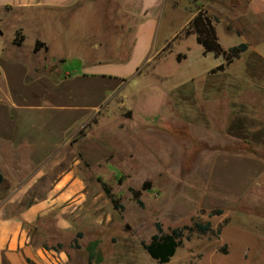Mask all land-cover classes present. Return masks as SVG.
<instances>
[{"label": "rangeland", "instance_id": "obj_1", "mask_svg": "<svg viewBox=\"0 0 264 264\" xmlns=\"http://www.w3.org/2000/svg\"><path fill=\"white\" fill-rule=\"evenodd\" d=\"M124 1L90 0L69 10L42 12L25 30L22 54L30 53L38 36L50 43V60L63 55L69 59L64 69L75 70L71 56L82 47L55 39L79 41L87 32L88 47L100 50L90 53V60L111 61L121 55L129 27ZM206 1H168L158 9L149 47L133 56L139 62L133 76L120 85L93 82V92L109 101L83 130L94 162L80 169L91 192L89 209L100 223L72 241L73 264H159L143 246L151 242L157 224L169 234L195 222L209 223L212 231L190 236L185 231L169 264H264V172L254 175L240 159L254 156L264 166V26L245 24L243 36L229 21L220 24L218 42L225 51L253 41L240 59L213 74L225 58L204 56L196 35L184 33L192 16L206 11ZM11 32L8 17L1 15L0 58ZM78 136L74 142L84 138ZM210 180L221 186L220 192L212 190ZM103 184L122 208H114ZM130 189L141 191L143 207ZM96 240L100 244L91 258L87 247Z\"/></svg>", "mask_w": 264, "mask_h": 264}, {"label": "crops", "instance_id": "obj_2", "mask_svg": "<svg viewBox=\"0 0 264 264\" xmlns=\"http://www.w3.org/2000/svg\"><path fill=\"white\" fill-rule=\"evenodd\" d=\"M87 1L0 0V16L12 24L11 42L0 58V264H73L69 257L72 241L100 223L89 209L91 192L80 169L85 162H94L89 153L92 146L88 137L74 142L100 113L103 102L109 101V96L94 93L92 84L115 81L120 85L133 76L132 69L139 64L133 56L143 53L153 40L158 9L168 1L179 2L125 0L129 27L117 48L121 55L107 59L111 61H101L99 56L90 60V53L100 50L88 47L87 32L79 41L74 36L55 39L56 44L75 42L82 47L71 56L77 63L75 70H65L69 59L63 55L50 60V43L38 36L30 53L22 54L29 22L44 11L69 10ZM204 10L218 20L217 34L218 26L226 21L241 35L245 24L247 28L264 26V0H207ZM17 36L20 45L15 44ZM252 41L244 43L252 45ZM37 42L44 47L35 52ZM95 148L100 152L99 146ZM240 156L254 175L264 172L254 156ZM210 186L221 191L211 180ZM45 249L61 254L45 256Z\"/></svg>", "mask_w": 264, "mask_h": 264}, {"label": "trees", "instance_id": "obj_3", "mask_svg": "<svg viewBox=\"0 0 264 264\" xmlns=\"http://www.w3.org/2000/svg\"><path fill=\"white\" fill-rule=\"evenodd\" d=\"M218 20L212 17L207 11H199V13L190 21L188 27L185 28L184 33L186 35H196L197 43L202 46L204 49V54L213 53L216 57L223 56L225 63L220 65L217 69L212 70L213 74L217 71H224L227 66L232 64L234 60L240 59L241 56L248 50L247 44H242L238 47H231L228 51H225L218 42V34L216 31V24ZM22 40L19 39V36L15 39V44L20 45ZM41 45L40 42L36 43L35 52H38ZM79 137H85L84 131H81ZM3 180L2 175L0 174V185ZM108 185L103 184V189L106 195L111 200L114 208L119 210L122 206L119 204L118 200L112 195L111 189L107 187ZM149 185H144L143 190H148ZM134 199L140 206H144L143 201L141 200V191L130 189ZM220 214V212H219ZM156 234L152 237L149 244L143 242L145 252L159 264H169L171 259L175 256V253L182 244L183 238L185 236V231L190 234L193 232L207 233L212 231V226L207 223L195 222L194 227L185 226L183 228H177L171 231L169 234L164 233L162 224L158 223L156 226ZM78 237H82V234H79ZM189 238V237H188ZM100 242L98 240L91 242L88 245V251L90 257H94L95 250H97ZM79 247V244H76ZM51 250V249H47ZM53 250V249H52ZM57 251V250H56ZM102 258H98L100 263Z\"/></svg>", "mask_w": 264, "mask_h": 264}, {"label": "built area", "instance_id": "obj_4", "mask_svg": "<svg viewBox=\"0 0 264 264\" xmlns=\"http://www.w3.org/2000/svg\"><path fill=\"white\" fill-rule=\"evenodd\" d=\"M60 254H61V252H58L56 250H52V249L51 250H47V249L44 250V255L45 256L51 255L54 258H56V257H59Z\"/></svg>", "mask_w": 264, "mask_h": 264}]
</instances>
